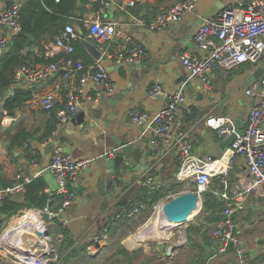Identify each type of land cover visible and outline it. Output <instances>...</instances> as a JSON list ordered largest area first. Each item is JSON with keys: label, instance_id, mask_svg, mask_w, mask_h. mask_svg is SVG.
<instances>
[{"label": "crops", "instance_id": "obj_1", "mask_svg": "<svg viewBox=\"0 0 264 264\" xmlns=\"http://www.w3.org/2000/svg\"><path fill=\"white\" fill-rule=\"evenodd\" d=\"M104 1L106 0L101 1L98 9H91V3L86 4L79 21L73 19L67 22L71 23L79 34L76 41L79 45L70 55L74 54L75 59H81L85 63H92L95 60L82 43V39L90 40L99 46V49L104 45L111 52H117L123 46L129 45L130 41H134L141 43L146 50V57L140 62L141 67L136 66L138 63L119 65L103 56L109 80L114 86L113 91L105 93L102 83L88 82L77 114L66 122L59 121L54 110L43 109L33 101L37 94L55 89L54 108L62 105L65 86L61 70L46 79L30 81L22 78L10 86L34 87L28 91L31 95L21 107L14 110L13 118L7 123H2L0 128V180L4 182H11L14 172L33 174L39 168H46L51 147L55 142L62 143L64 150L69 147L70 150L67 152L74 156L98 155L70 181V187L76 196L61 213L66 220L62 236L59 234L62 228L60 229L61 225L57 221L50 226L52 242L60 249L58 259L53 261L54 264H58L59 260L63 261L61 258L65 255L69 261L67 264L89 263L75 261L81 257L89 261L98 259L99 254L106 249L109 228L126 218H115L119 207L136 204L143 198L141 195L143 177L152 175L155 187L174 181L178 165L176 150L162 143L151 142L154 136L152 121L136 124L129 117V110L134 106L152 116L164 105V96H154L150 92L153 84L160 82L165 91L183 88L186 103L194 111L193 115L188 116L184 126L192 142L193 151L200 156L219 155L224 150L220 145L227 135H219L206 125L205 116L210 112L228 115L233 118L235 125L238 123L242 129L255 100L252 95L245 92V89L263 74L260 65L250 62L232 68L217 66L210 72L207 83L204 82L201 86L200 78L188 74L179 56L183 50L197 52L193 35L196 26L204 17L215 15L227 4L247 0H197L195 8L185 11L179 22L158 30L134 24L133 16L149 19L178 0H138L134 6L128 7L123 5L125 0L111 2L108 6L103 4ZM15 2L21 5L23 0H14ZM5 7H7L5 0H0V9ZM94 14L102 20L117 22L129 39L114 37L102 43L97 42L82 29L84 28L82 18ZM51 41L41 40V46L36 44L23 47V51H30L26 64L38 67L52 59L66 57L67 54L64 52H58L52 57L36 55ZM57 84H60V88L56 87ZM97 91L100 92L98 97ZM201 92L203 95L200 96ZM3 98L0 96V105ZM82 112L83 117H80ZM50 127H53L52 141L44 144L43 140L51 133L44 134ZM20 128L26 130L30 136L23 145L15 147L10 156L6 144L9 137ZM118 140H126L131 144L130 159L121 162L124 170L118 181L112 180L109 188L101 192L99 180H109L114 174L103 172L104 160L101 157L107 156L104 153L115 148V155L128 157L121 145L116 147ZM243 164V156L237 155L234 162V177H237ZM22 194L23 192L14 196L21 199ZM53 200V204L57 203L58 198L54 197ZM109 221L113 223L108 226L107 238L95 242L94 237L100 234L105 223ZM236 224L242 246L248 254V261L251 264H264V195L259 197L251 195L248 198L244 209L236 216ZM206 225L207 230L202 228L201 232L192 234L195 244L190 240V246H178L170 254H176L179 249L185 252L177 262L185 263L192 258L186 264H237L235 246L218 253L217 242L210 228L212 224ZM141 239L135 233L134 237L131 236L132 243L143 241ZM93 243L95 249L88 253L87 246ZM199 244L202 245V249ZM148 251L147 248L143 249V252ZM210 253L214 255L210 257Z\"/></svg>", "mask_w": 264, "mask_h": 264}, {"label": "built area", "instance_id": "obj_2", "mask_svg": "<svg viewBox=\"0 0 264 264\" xmlns=\"http://www.w3.org/2000/svg\"><path fill=\"white\" fill-rule=\"evenodd\" d=\"M118 1L106 0L103 4L108 6L111 2ZM136 1L138 0H125L123 5L134 6ZM196 2L197 0H178L149 19L133 16V22L151 30L163 29L179 22L185 11L195 8ZM20 6L15 2L0 9V52L9 47L11 37L22 29ZM82 25L87 34L97 42L102 43L114 37L129 39L117 22L102 20L95 14L84 16ZM78 39L79 34L75 27L71 23H66L54 40L36 53L39 56L52 57L58 52H64L67 54L66 57L52 59L38 67L22 64L14 71L16 82L22 78L30 81L46 79L61 70L65 86L62 105L54 108L55 89L39 93L33 99L41 108L54 110L61 122L68 121L77 113L88 82L102 83L105 93L113 91L114 86L109 80L103 56L119 65L140 63L146 57L145 47L141 43L130 41L129 45L123 46L117 52H111L101 45L100 57L92 63H85L70 55ZM193 39L197 52L183 50L179 56L188 74L199 77L205 83L210 72L217 66L232 68L250 62L263 68V74L245 89V92L252 95L255 100L249 109L241 133H238L219 155L196 154L184 129L188 116L193 115L194 111L186 103L183 88L165 91L160 82L153 84L150 92L154 96H164V105L152 116L134 106L129 110V117L136 124L154 122V136L151 142L162 143L176 150L178 156L174 176L176 182L187 184L192 182L193 188L189 190H195L200 197L203 191L210 189L223 200L222 216L212 225V235L217 242L216 251L222 253L230 246H235L237 264H251L237 230L236 216L244 209L251 195L256 197L264 195V0L227 4L215 15L204 17L198 23ZM56 87L60 88V84ZM99 93L96 92L97 97ZM6 112L3 110L2 123H7L13 118ZM204 123L219 135H229L236 130L233 118L228 115L210 112L205 116ZM52 137V133L47 135L43 143L52 141ZM104 154L114 156L115 148L107 150ZM237 155L243 156L244 164L237 177H234V162ZM97 157L98 155L74 156L64 150L62 143H53L46 168L55 176L57 189L52 191L46 186L44 191L50 194V198L44 205L23 207L8 219L0 220V263L50 264L58 259L51 239L50 226L57 221L61 225L59 234L62 236L66 220L61 213L76 196L70 187V181ZM43 169L39 168L33 174L14 172L11 182L0 184V200L22 193L26 183L40 176ZM141 185L143 188L141 195L144 198L146 192L155 187L153 176L143 177ZM183 191L186 190H181ZM174 195L168 193L160 200L169 199ZM55 196L60 198V203L57 207H52L50 200ZM143 198L136 204L121 205L115 218L135 216L148 209V203ZM200 210L201 208L197 211ZM112 223L113 221L105 223L100 234L94 237L95 242L107 238L108 226ZM203 223L206 221L198 218L193 225ZM186 240L187 233L185 230L181 231L178 243L182 245ZM94 249V243L87 246L88 253Z\"/></svg>", "mask_w": 264, "mask_h": 264}, {"label": "trees", "instance_id": "obj_3", "mask_svg": "<svg viewBox=\"0 0 264 264\" xmlns=\"http://www.w3.org/2000/svg\"><path fill=\"white\" fill-rule=\"evenodd\" d=\"M102 0H23L20 6V22L22 29L19 33L13 35L9 47L4 50L0 55V89H6L12 85L14 80L15 69L22 64L27 63L29 54L28 51H23V47H31L32 45L41 46V40H54L55 36L59 34L67 22L73 19L82 17V10H85V5L91 3V9H98ZM83 31L86 32L84 28ZM79 45L77 42L74 44V50ZM74 52V51H73ZM73 57L74 54H72ZM30 92H17L8 95L2 99L0 105V128L2 127V118L4 116L3 110H15L29 98ZM53 127H50L44 135L51 133ZM29 133L20 128L13 135H11L6 144L8 153L13 154V149L17 146L23 145ZM9 182V181H7ZM0 180V184L7 183ZM180 182L171 181L164 186L154 187L146 192L144 200L148 203V207H152L154 202L164 196L171 190H177ZM47 186L45 179L42 175L34 177L30 182L26 183L25 190L23 191L22 198L12 196L0 200V220L8 219L12 214L16 213L19 209L37 205H44L50 198V194L44 191ZM57 197V196H55ZM57 203H54L52 198V207L59 205L60 198ZM202 206L199 218H202L206 223H215L221 216L223 200L217 196L212 190H205L201 194ZM206 213V214H205ZM206 223L200 225H192L187 235L191 243L195 244L192 240V234L201 232L202 228H206ZM64 230V229H63ZM207 237V236H205ZM204 238V237H203ZM202 249V245L199 244ZM125 254L127 250L121 248ZM135 251L129 252L131 255Z\"/></svg>", "mask_w": 264, "mask_h": 264}, {"label": "rangeland", "instance_id": "obj_4", "mask_svg": "<svg viewBox=\"0 0 264 264\" xmlns=\"http://www.w3.org/2000/svg\"><path fill=\"white\" fill-rule=\"evenodd\" d=\"M9 154L10 156H12L11 153ZM191 188H193L192 182L188 184L185 182H181L177 190H171L166 194L172 193L176 195L178 194L176 192H181V190L184 189L189 190ZM166 200L168 199L162 201L158 200L157 202H154L152 204V207H149L148 209L144 210V212L135 216L126 217L123 220H121L119 224L114 225L112 228H109L108 231L109 240L107 242L106 249H104L101 252V254H99L98 259H93L89 261L87 260V258L81 257L82 259L78 258L75 259V261L82 260L81 262H89L90 264H186L187 262H190L192 258L187 260V262L185 263L177 262L179 261L180 257L183 254H185V252H181L180 249L177 251L176 254H170V255L166 254V250L173 244H179L178 237L180 232L185 230V232L188 233L190 227L193 225L195 220L199 218L198 217V214H200L199 211H196V213H194L191 217H189V219L183 222L173 223L172 235L170 237L169 236L167 238L158 237L155 234L149 233V234H145L143 236L144 238L138 237V238H142L141 240L143 241L137 243L131 242V236L134 237V233H136V230L143 227V225L147 224L148 221H150L156 215L157 207ZM210 228L212 229V227ZM189 244H190V240L188 239V235H187V240L182 245L190 246ZM54 246L57 254L59 255L60 249L58 248V245L56 246L55 244ZM123 247L127 250L128 254H125L124 252L121 251L120 248ZM144 248L149 249V251L143 252ZM132 251L135 252L131 255V253L129 252ZM61 259H63V261L59 260L58 264H67V262H69L67 260L68 258H66V255L63 256ZM54 262L51 264H54Z\"/></svg>", "mask_w": 264, "mask_h": 264}, {"label": "water", "instance_id": "obj_5", "mask_svg": "<svg viewBox=\"0 0 264 264\" xmlns=\"http://www.w3.org/2000/svg\"><path fill=\"white\" fill-rule=\"evenodd\" d=\"M13 3H14V0H5L6 6H9ZM82 43L85 45L86 49L88 50V52L91 54V56L93 58L96 59V58L100 57L101 50L95 44H93L90 40L82 39ZM141 64L142 63H138V64H136V66L141 67ZM203 83H204V81L202 79H200V85L201 86ZM32 88H34V87L23 88V87H19V86H9V87H7L6 90L0 89V96L5 97V95L8 96V95H11V94L17 93V92H28V91H31ZM199 95L200 96L203 95V92L199 93ZM0 110H2V108H0ZM6 113L11 115V116H13L15 114L14 110L7 111ZM82 115H83V112L80 113V117ZM82 121H83V118H82ZM151 126L154 127V122H151ZM241 131H242V129H241L240 125L238 123H236V130L234 132H232L231 134L227 135V138L221 143L220 148L224 149V147L227 144H229L238 133H241ZM116 143H117L116 147L121 145V147L123 148V150L125 151V153L128 157H124L121 154H117V155L111 156V157H109L108 155L101 157L104 160L103 172L114 173L113 176L111 177V179H109V180H105V179L99 180L100 181L99 186H100L101 192H105L106 188H109V186L112 183V180L118 181L119 176L123 173V170H124L123 167L121 166V162H123L124 160L127 162V160L130 159V153L132 151L131 144L129 142H127L126 140H118V141H116ZM69 150H70L69 147L65 148V151H69ZM126 162H124V164ZM41 175L43 176V178L45 179L49 188L52 191L57 189L56 178L48 168H44L41 172ZM201 206H202V199L199 196V194L195 190H186V191H183V192L176 194L175 196H172L171 198H169L168 200L163 202L162 203V210L169 220L180 223V222H183V221L189 219V217H191L196 212V209L201 208ZM179 245L180 244L171 245L167 249V254H170L171 251L173 249H175L176 247H178ZM213 255H214V253H210V257H212ZM236 263H237V259H236ZM1 264H4V263H1Z\"/></svg>", "mask_w": 264, "mask_h": 264}, {"label": "bare ground", "instance_id": "obj_6", "mask_svg": "<svg viewBox=\"0 0 264 264\" xmlns=\"http://www.w3.org/2000/svg\"><path fill=\"white\" fill-rule=\"evenodd\" d=\"M197 211V209H196ZM151 219V218H150ZM177 223L169 220L162 210V204L157 207L156 215L148 221L143 227L136 230L137 237H143L145 234H155L158 237H170L172 235V224Z\"/></svg>", "mask_w": 264, "mask_h": 264}]
</instances>
